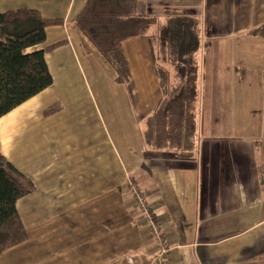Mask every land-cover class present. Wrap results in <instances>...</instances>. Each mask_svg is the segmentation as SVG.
Wrapping results in <instances>:
<instances>
[{
    "label": "crops",
    "instance_id": "0c3cea01",
    "mask_svg": "<svg viewBox=\"0 0 264 264\" xmlns=\"http://www.w3.org/2000/svg\"><path fill=\"white\" fill-rule=\"evenodd\" d=\"M85 1L0 0V11L63 19L39 47L64 41L46 54L53 84L0 118L3 153L36 184L17 201L28 238L0 264H264V37L248 34L264 23V0H145L161 23L200 20L191 157L144 141V117L162 96L148 38L122 43L124 107L100 105L87 87L72 25ZM56 102L62 108L45 115ZM132 184L162 225L163 263Z\"/></svg>",
    "mask_w": 264,
    "mask_h": 264
},
{
    "label": "trees",
    "instance_id": "16d2710c",
    "mask_svg": "<svg viewBox=\"0 0 264 264\" xmlns=\"http://www.w3.org/2000/svg\"><path fill=\"white\" fill-rule=\"evenodd\" d=\"M62 22V18L45 17L31 7L0 11V118L53 84L46 54L64 41L39 46L47 40V29ZM72 25L84 50L96 54L118 83L131 80L123 41L148 38L162 96L144 117V141L151 149L191 157L199 99V18L173 15L161 23L147 12L145 0H86ZM248 34L264 37V23ZM61 108L62 103L56 102L43 113L50 115ZM260 169L264 182V164ZM35 189L33 179L3 153L0 140V254L27 240L17 201Z\"/></svg>",
    "mask_w": 264,
    "mask_h": 264
},
{
    "label": "rangeland",
    "instance_id": "374dc122",
    "mask_svg": "<svg viewBox=\"0 0 264 264\" xmlns=\"http://www.w3.org/2000/svg\"><path fill=\"white\" fill-rule=\"evenodd\" d=\"M81 62L84 70L83 74L85 75L84 81L85 83L89 82L87 87L93 89L97 94L99 104H102V99H107V104L106 106L103 105L104 107H114L115 109L124 107L122 105L125 104H122L120 94L125 93L127 85L116 82L108 66L96 54L82 50ZM74 88L83 94L84 98H87L80 85H75ZM101 94H103V98Z\"/></svg>",
    "mask_w": 264,
    "mask_h": 264
},
{
    "label": "built area",
    "instance_id": "2783aa9c",
    "mask_svg": "<svg viewBox=\"0 0 264 264\" xmlns=\"http://www.w3.org/2000/svg\"><path fill=\"white\" fill-rule=\"evenodd\" d=\"M132 190L135 196V201L143 211L148 229L152 232L155 240L158 244V255L157 259L160 263H163L166 257L167 248L164 241V234L162 231V225L159 220H157L153 213L151 205L147 202L145 194L139 189L138 186L132 184ZM130 260H132L130 258Z\"/></svg>",
    "mask_w": 264,
    "mask_h": 264
}]
</instances>
